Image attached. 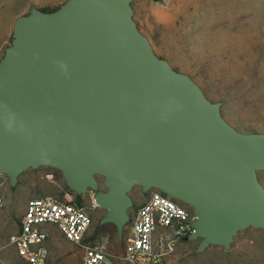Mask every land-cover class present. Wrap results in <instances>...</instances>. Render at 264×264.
Wrapping results in <instances>:
<instances>
[{
    "label": "water",
    "instance_id": "water-1",
    "mask_svg": "<svg viewBox=\"0 0 264 264\" xmlns=\"http://www.w3.org/2000/svg\"><path fill=\"white\" fill-rule=\"evenodd\" d=\"M133 0H66L16 18L0 60V174L50 166L94 192L122 238L134 186L193 209L198 250L264 231V131H241L154 51Z\"/></svg>",
    "mask_w": 264,
    "mask_h": 264
},
{
    "label": "rangeland",
    "instance_id": "rangeland-1",
    "mask_svg": "<svg viewBox=\"0 0 264 264\" xmlns=\"http://www.w3.org/2000/svg\"><path fill=\"white\" fill-rule=\"evenodd\" d=\"M65 1L0 0V60L11 44L18 16L33 7L54 10ZM132 4L134 19L157 55L190 75L210 100L221 101L222 114L234 127L264 131V0H133ZM259 178L264 184V171H259ZM44 195L72 198L85 206L93 219L88 240L105 244L111 253L124 252L129 223L119 237L115 225L100 223L105 210L94 206V192L82 194L78 202L60 170L39 166L22 172L15 185L0 174V264L17 260L11 237L20 228L27 201ZM130 195L134 201L130 211L151 196L144 195L140 186H134ZM55 227L49 226L52 232ZM199 242L200 238H181L161 264H264L260 228L240 230L228 249L209 245L198 250ZM63 245V240L50 243L56 250L51 264H84L80 245L75 244L81 254L67 261L58 253Z\"/></svg>",
    "mask_w": 264,
    "mask_h": 264
},
{
    "label": "built area",
    "instance_id": "built-area-1",
    "mask_svg": "<svg viewBox=\"0 0 264 264\" xmlns=\"http://www.w3.org/2000/svg\"><path fill=\"white\" fill-rule=\"evenodd\" d=\"M93 204L98 206L94 199ZM195 217L192 208L157 189L130 211L124 252L115 254L105 244L88 240L93 219L85 206L72 198L33 197L26 203L18 232L11 237L18 255L14 264H50V225L84 249V264H161L163 255L193 232Z\"/></svg>",
    "mask_w": 264,
    "mask_h": 264
},
{
    "label": "crops",
    "instance_id": "crops-1",
    "mask_svg": "<svg viewBox=\"0 0 264 264\" xmlns=\"http://www.w3.org/2000/svg\"><path fill=\"white\" fill-rule=\"evenodd\" d=\"M62 240L64 241V245L61 246L60 248H58V253L63 254L65 256L66 261L69 260L73 255H75L77 257L78 254L79 255L81 254L80 253L81 251L77 250V246H75V243L71 242L66 237H64V235L60 232V230L57 227H55V229H53V232L51 233L49 243H48L49 248L51 250L50 264H51V261L54 259V254L56 252L55 248L50 246V243L51 242L52 243H56V242L60 243V241H62ZM16 254H17V252H16ZM17 257H18V255H17Z\"/></svg>",
    "mask_w": 264,
    "mask_h": 264
},
{
    "label": "flooded vegetation",
    "instance_id": "flooded-vegetation-1",
    "mask_svg": "<svg viewBox=\"0 0 264 264\" xmlns=\"http://www.w3.org/2000/svg\"><path fill=\"white\" fill-rule=\"evenodd\" d=\"M157 190V188H151V189H149L148 191H142V193L144 194V195H151L154 191H156Z\"/></svg>",
    "mask_w": 264,
    "mask_h": 264
},
{
    "label": "trees",
    "instance_id": "trees-1",
    "mask_svg": "<svg viewBox=\"0 0 264 264\" xmlns=\"http://www.w3.org/2000/svg\"><path fill=\"white\" fill-rule=\"evenodd\" d=\"M76 198L78 202H81V198H82L81 195H76Z\"/></svg>",
    "mask_w": 264,
    "mask_h": 264
}]
</instances>
